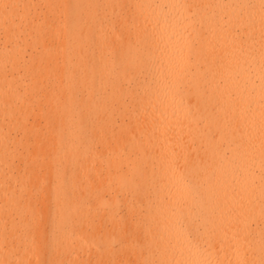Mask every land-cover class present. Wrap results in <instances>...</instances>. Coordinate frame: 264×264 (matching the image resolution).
Wrapping results in <instances>:
<instances>
[{
	"label": "bare ground",
	"instance_id": "1",
	"mask_svg": "<svg viewBox=\"0 0 264 264\" xmlns=\"http://www.w3.org/2000/svg\"><path fill=\"white\" fill-rule=\"evenodd\" d=\"M0 264H264V0H0Z\"/></svg>",
	"mask_w": 264,
	"mask_h": 264
},
{
	"label": "rangeland",
	"instance_id": "2",
	"mask_svg": "<svg viewBox=\"0 0 264 264\" xmlns=\"http://www.w3.org/2000/svg\"><path fill=\"white\" fill-rule=\"evenodd\" d=\"M39 170H42L43 171V169H41V168ZM30 201L35 202L36 200H35V198H32V200H30ZM45 203H46V200H45ZM45 203L41 204V203H38L37 202L36 208H40L41 210L44 209V207H45L44 204ZM48 226H49V221H43V220L40 221V227L42 228V230L48 231ZM47 254H48L47 250L46 249H43L42 252H41V254H40V256L41 257H46Z\"/></svg>",
	"mask_w": 264,
	"mask_h": 264
}]
</instances>
